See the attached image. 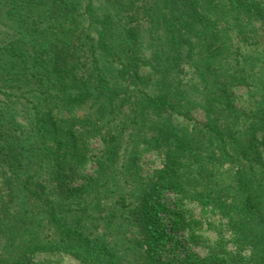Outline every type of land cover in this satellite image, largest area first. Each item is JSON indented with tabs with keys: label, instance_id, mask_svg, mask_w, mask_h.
<instances>
[{
	"label": "trees",
	"instance_id": "1",
	"mask_svg": "<svg viewBox=\"0 0 264 264\" xmlns=\"http://www.w3.org/2000/svg\"><path fill=\"white\" fill-rule=\"evenodd\" d=\"M262 148L264 0H0V264H264Z\"/></svg>",
	"mask_w": 264,
	"mask_h": 264
},
{
	"label": "rangeland",
	"instance_id": "2",
	"mask_svg": "<svg viewBox=\"0 0 264 264\" xmlns=\"http://www.w3.org/2000/svg\"><path fill=\"white\" fill-rule=\"evenodd\" d=\"M21 115L22 112L19 113L18 116L24 120ZM193 115L198 122L204 121L201 111H196ZM258 134H261V132ZM91 147L94 149L95 153H99L102 150L98 140L91 142ZM262 155L264 157V148H262ZM138 162L141 172L143 171V173L153 170L155 167L161 165L160 158L152 152L144 154ZM167 194L169 197L173 196L171 192H168ZM185 205L192 210L193 216L196 219L202 221V225L200 228L194 229V237H191V231L188 227L175 231L173 233V239L170 241L168 248L165 250L164 255L166 260L179 263L188 249L197 252L201 256H205L209 253L210 248L215 245L219 236H222L223 239L227 240L226 246L229 250H231V246L228 242L230 239L229 230H226L221 224L225 223V218L221 219L217 215H211L204 218L200 215L199 206L192 203ZM33 261L36 263L49 261L51 264H80L68 254L52 252H38L33 255Z\"/></svg>",
	"mask_w": 264,
	"mask_h": 264
}]
</instances>
